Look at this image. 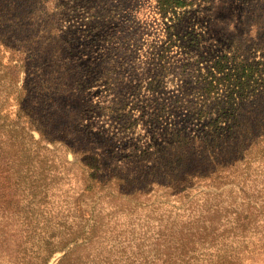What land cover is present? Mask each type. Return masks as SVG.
<instances>
[{
	"label": "trees",
	"instance_id": "16d2710c",
	"mask_svg": "<svg viewBox=\"0 0 264 264\" xmlns=\"http://www.w3.org/2000/svg\"><path fill=\"white\" fill-rule=\"evenodd\" d=\"M62 1L0 0V170H82L95 179H103L104 170H109L117 172L113 175L116 183L125 179L126 174L120 172L132 164L137 172L131 182L173 173L176 181L142 190L139 194L145 202L132 207L145 218L139 225L144 263L240 264L246 256L248 263H254L249 254L260 246L264 249V212L240 203L235 185L223 189L236 181V172L227 176L178 172L185 167L186 154L203 164L213 158L219 165L229 160L237 145L242 147L243 139L264 142V125L255 122L251 126L239 107L264 87V53L250 59L241 48L233 47L212 59L204 71L196 68L195 101L190 107L198 121L195 130L176 116L170 118L158 101L162 76L150 83L149 93L141 94L136 88L131 96L123 97L116 110L119 127L139 134V121L146 120L144 129L153 141L142 150L132 148L86 119L85 107L91 101L87 87L83 88L90 74L84 57L94 39L92 33L81 37L64 28L93 0ZM190 4L188 0H158L161 15H172L174 25L169 29L179 28L178 10ZM161 49L168 52V46ZM136 110L138 118L133 114ZM228 148L232 149L224 157ZM71 150L78 154V161L67 159ZM161 162L169 163L168 170H158ZM187 168L193 170L189 164ZM91 187L84 189L83 200L77 198L81 223L86 209L79 203L85 205V190L99 191L90 199L110 210L120 198L117 188L105 192ZM229 198L231 203L226 202ZM96 223L103 228L104 223ZM82 230L79 236L85 238L84 226Z\"/></svg>",
	"mask_w": 264,
	"mask_h": 264
},
{
	"label": "rangeland",
	"instance_id": "374dc122",
	"mask_svg": "<svg viewBox=\"0 0 264 264\" xmlns=\"http://www.w3.org/2000/svg\"><path fill=\"white\" fill-rule=\"evenodd\" d=\"M188 2L192 4L178 10V29L168 28L174 25L172 15H161L158 0H93L65 24V31H77L81 37L92 33L94 42L84 57L90 74L83 88L87 87L86 96L91 101L85 107L86 119L119 144L142 150L153 142L144 129L146 120L139 121V134L119 127V103L136 88L141 94L149 93L150 83L160 81L162 76L158 101L166 106L170 118L176 116L195 130L198 121H194L190 107L195 101L196 68L204 71L212 59L233 47L241 48L250 59L264 53V0ZM169 33L173 34L171 39ZM162 46H168V52L162 51ZM122 107L129 110V106ZM239 107L251 126L257 125L255 122L263 126L264 87ZM133 114L140 116L137 110ZM241 144L230 155L232 148L223 151L229 160L219 165L216 159L209 158L203 164L191 153L186 154L185 167L177 172L227 176L235 171L236 181L223 189L235 185L240 203L264 212V142L261 139L258 144L253 138L243 139ZM71 153L67 159L78 161V154ZM188 164L193 170H188ZM159 165L158 170H168L169 163ZM132 166L120 172L126 176L119 183L113 181L117 172L109 170H104L103 179L89 178L82 170H0V264H145L139 226L145 218L132 207L145 202L139 192L157 188L158 182L164 185L176 181V175L168 173L149 181L135 178L131 182L137 172ZM90 186L105 192L117 188L120 198L110 210L98 206L97 199H90L91 195H100L99 191L85 190V205L79 203L86 209L81 223L77 198L83 200L82 193ZM226 202L231 203V199ZM96 221L104 223L102 229ZM83 226L85 238L79 236ZM247 257L240 264H264L263 247L249 254L254 263H248Z\"/></svg>",
	"mask_w": 264,
	"mask_h": 264
}]
</instances>
